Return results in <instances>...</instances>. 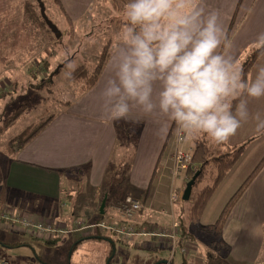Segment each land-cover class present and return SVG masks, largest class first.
<instances>
[{
    "label": "crops",
    "instance_id": "0c3cea01",
    "mask_svg": "<svg viewBox=\"0 0 264 264\" xmlns=\"http://www.w3.org/2000/svg\"><path fill=\"white\" fill-rule=\"evenodd\" d=\"M29 2L37 10L35 5L38 2L36 3L35 0H0V89L5 90L6 87L10 88L18 82L19 78L30 76L33 71H37L40 68L38 76L42 75L43 81L38 84L37 88L38 90H43V88L53 83L54 76L51 73L54 72L52 71L54 70L56 73L59 71V68L54 66L55 62L59 64L57 61L58 52L57 50L51 51L52 47H56L59 38L55 36L56 38L52 40L51 35H53V32L51 30L49 32L40 21L37 20L33 23L31 19L25 17V4ZM61 2L63 1L61 0ZM206 2L210 8L217 9L221 13L230 37L234 38L233 52L243 65L245 60L256 51L252 47V44L257 34L264 32V0H206ZM37 7L39 10V4H37ZM69 19L71 22L73 21L72 17H69ZM59 29L65 34L66 31L64 29L60 27ZM109 59L97 83L92 88L79 94L75 103H66L68 104L66 110L65 105L64 108L53 114L54 118L47 127L27 146L17 150L18 155L15 156V152L9 156L8 162L3 160L5 163L3 168L5 169L1 168L2 171L0 169V178L2 183L5 184L7 195L3 199L0 197L2 202L0 213L11 212L13 210L35 220L51 222L58 227L66 228L67 232L65 233L89 231L88 234H91L95 229H102L93 227L92 225L102 221L98 220L99 213L101 212L100 207L106 198V217L110 221L121 222L117 206L112 208V206L109 207L107 205L110 201V193L105 191L100 185L102 180L106 179L104 175L105 168L108 166L111 155L117 145L119 131L121 130V120L122 124L125 123L127 125H141L143 122L142 125L146 128L147 122L140 120L147 116L155 120L158 131L160 124L166 118L158 113H145L139 108L132 109L127 119L118 121L110 120L103 115L98 96L103 82L109 74ZM262 65H264V55H260L255 61L249 74L254 76L258 67ZM11 76L14 78V82L10 80L9 77ZM5 78L8 79L5 80ZM4 93L0 92V94ZM248 99L253 118L224 145H244L245 149L238 161L217 186L200 222L204 219L209 209H211L212 203L213 208L219 203L215 211L216 217L214 220L218 218L228 200L264 157V137H262V133L256 131L257 121L254 119L257 113L264 118V98L259 100ZM167 124L169 127L167 136L159 137L161 144L165 141L161 155L168 147L167 142L171 141L170 147L167 150L168 152L173 148L175 141V122L167 120ZM191 143V140L184 142L183 148L186 151L192 152L195 146L192 147ZM137 147L138 143L135 146L136 150ZM159 149L160 147L157 148L158 151ZM256 156L257 160H254ZM248 160H253V163L246 169L244 167L247 166ZM243 161L246 163L243 164ZM87 165L90 166L89 168H92V172L87 184L91 192L83 196L88 198V201L84 203L87 206V210L85 211V207L80 208L81 202H74L69 207L66 204L65 198H70V202L74 199L75 194H77L75 182H77V178H81L77 175L75 169ZM242 166H244V169L241 168ZM124 173L127 174L126 170ZM187 178L188 176L183 175L180 183L182 184L183 182V185H187ZM64 180L69 186L66 191L63 189ZM171 187L172 184L170 186V193ZM127 190L129 191L124 196L131 195L140 200L145 206L136 218L138 225L155 223L167 226L171 222L169 216L161 212L162 209L171 207L169 192L166 195L167 201L159 203L160 206L162 204L164 207L156 206L159 204H155L153 201L151 204L156 206V209H153V206H146V196L143 199H141V196H137V191L140 190L137 185L130 184ZM163 196L161 195L162 198ZM113 198H115V195ZM167 205L168 207H166ZM97 208L98 210L96 211ZM179 215L180 213H178ZM180 216L183 217V215ZM78 221H82L85 226L88 225L89 227L76 229ZM208 221L201 224L215 222L212 219ZM73 224L75 228L69 229L68 225ZM0 228L19 234H27L17 224L9 221L0 220ZM186 229V234L182 235L188 239V247L190 249L191 245L196 246L194 239L196 234L192 233L187 226ZM84 235H87L86 232ZM55 236L49 237L48 240ZM134 237L147 238L146 241L136 242L143 247H167L171 250L170 241L165 238L141 235ZM222 237L226 243V254L232 253L233 247L236 246L235 242L247 243V247L251 244L256 248L257 246L260 248L264 246V166L235 204L223 228ZM253 237L256 238L255 243L251 241ZM45 239L47 240V238ZM180 253L183 255L182 264H187L190 261V257L188 258V254L184 255L181 251ZM175 255L171 264H176L174 262ZM170 257L167 260H163L164 264L168 262ZM5 260L8 259L6 258ZM9 263L19 264L17 261H13L12 263L9 261Z\"/></svg>",
    "mask_w": 264,
    "mask_h": 264
},
{
    "label": "rangeland",
    "instance_id": "374dc122",
    "mask_svg": "<svg viewBox=\"0 0 264 264\" xmlns=\"http://www.w3.org/2000/svg\"><path fill=\"white\" fill-rule=\"evenodd\" d=\"M62 1L61 5L57 0H43L47 16L58 27L66 31L57 40L56 47L51 48L53 52L57 50V61L59 63H54V66L59 68V71L57 73L54 70L52 71L54 72L51 73L54 76L53 83L43 88V90H38V84L43 81V76H38L39 68V70L33 71L30 76L19 78L18 85L15 83L10 88L6 87L5 90L0 89V92H5L4 94H0V169L5 166L3 160L8 162L9 156L12 155L8 148L10 140L19 135L29 124L47 120L49 116L57 113L65 105L66 110L68 108V104L66 103H75L78 95L83 93L81 92L82 84L69 81L64 76L66 68L63 58L65 54L70 50L78 67L87 66L90 69H94L103 51L106 50L110 54L114 37L124 24V6H119L114 0ZM35 2L37 3V0ZM37 4L35 6L38 10ZM39 11L40 9L37 12L40 13ZM69 17L73 18L72 22ZM37 20V18H31L33 23ZM49 32L51 31L49 30ZM52 34L53 40L56 37L54 33ZM49 56L51 55L49 54ZM9 78L12 82L15 81L12 76ZM140 121L147 122L146 128L142 125L143 122L141 125H127L125 123L122 124L121 120V130L119 131L117 145L111 155L108 166L105 168L104 175L106 179L102 180L100 184L105 191L110 193V201L107 203L109 207L115 208L127 197H133L131 195L124 196L129 191L127 188L130 187V184H135L139 187L140 190L137 191V196H141V199L146 196V206H153V209H156V206H160V202L167 201L166 195L168 192L170 193L171 184V191L175 187L183 192L186 187V184L180 183L183 175L188 176L186 171L181 170L177 176L172 175L174 173L171 162L173 149L167 152L171 141L167 142L168 147L161 155L165 141L161 144L155 120L145 116ZM262 137H264L263 134ZM209 140L212 144H215L210 138ZM191 142L192 147H194L195 139H192ZM137 143L138 147L136 150L135 146ZM159 147L158 151L157 148ZM15 152V156L18 155L17 151ZM255 159L257 160V156ZM252 161L248 160L247 166L244 165L246 167L242 166L241 168H249L251 163H253ZM244 163L246 162L243 161ZM89 167L87 165L75 169V172L81 178H77V182H75L77 194H75L74 199L70 202V198H65L66 204L69 207L77 201L81 202V209L87 207L84 203L88 201V198L83 196L91 192L87 185L88 178L92 172V168ZM125 170L127 174L124 173ZM208 183L204 181L200 188ZM68 188L69 186L64 180L63 189L66 191ZM6 195L5 184L2 183L0 178V197L3 199L6 198ZM114 195L115 198H113ZM161 195H164L163 198ZM182 199L181 197L177 202L172 204L170 202L171 207L165 210H172L177 218H179L178 213L182 214L187 228L196 234L194 237L196 246L191 245L190 249L187 247V252H182L184 255L188 254V258L190 257V261L187 264H207V251L210 248L215 250L213 248L214 245L210 243L212 236L201 231L198 228L199 224L190 222L189 212L192 201H184ZM153 201L159 205H152ZM218 205L219 203L213 208L212 203L211 209H209L200 223H207L210 219L216 221L214 219ZM160 207L164 206L161 204ZM138 214L134 218L135 222ZM118 215L120 216L119 211ZM85 216L83 217L86 218ZM103 219L113 222L108 220L106 215ZM138 226L140 227L141 225ZM68 227L69 229L75 228L74 224L68 225ZM97 230L95 229L92 232H97ZM85 232L87 235H90L88 234L89 231L65 233L58 237L56 241L50 243L42 236L34 237V235L29 233L19 234L0 228V259L7 258L11 263L17 261L19 264H156L159 261L167 260L170 254H172V247L170 250L167 247L152 248L137 244L136 242L138 241L147 240V238L143 239L140 237H133L129 240L123 236L116 235L118 239L115 237L116 241L114 243L111 240L100 238H88L80 242ZM180 233L181 237L175 252L174 262L176 264H182L183 261V255L180 253L182 240L188 242V239L182 235V228ZM255 239L253 237L251 241L255 243ZM17 242H26L27 244L21 246L12 245ZM235 243L236 246L233 247L232 253L226 254V247L222 250L221 257L225 264H264V246L261 248L257 246L256 248L253 244L247 247V243ZM170 244L172 245L171 242ZM255 248L256 250L254 251Z\"/></svg>",
    "mask_w": 264,
    "mask_h": 264
},
{
    "label": "clouds",
    "instance_id": "9594fccd",
    "mask_svg": "<svg viewBox=\"0 0 264 264\" xmlns=\"http://www.w3.org/2000/svg\"><path fill=\"white\" fill-rule=\"evenodd\" d=\"M233 41L206 0H127L99 91L103 115L118 121L139 108L166 118L161 137L171 120L185 142L200 134L228 142L253 118L248 98H264V65L246 75ZM252 47L264 55V32ZM63 60L71 79L78 65L70 50ZM254 119L264 134V118Z\"/></svg>",
    "mask_w": 264,
    "mask_h": 264
},
{
    "label": "trees",
    "instance_id": "16d2710c",
    "mask_svg": "<svg viewBox=\"0 0 264 264\" xmlns=\"http://www.w3.org/2000/svg\"><path fill=\"white\" fill-rule=\"evenodd\" d=\"M114 1L119 6H124L127 2V0ZM57 2L61 4L60 0H57ZM25 17L28 19L37 18L38 21H40V23L45 28L50 30L40 13L35 10L34 5L30 2L25 4ZM260 55L261 54L256 50L249 58L245 60L242 66L246 75L249 74L251 67ZM109 57V53H107L106 50L103 51L100 55L99 62L94 69L91 70L87 66H80L76 69L72 78L68 80L72 82H79L80 84H82L83 87L81 88V92L89 90L97 83L105 65L107 64ZM53 118L54 115H51L48 117L47 120H44L40 123L34 122L29 124L19 135L15 136L12 140L9 141L8 148L10 149V153L14 154L15 151L23 149L25 146H27L37 135H39L47 127V125L51 122ZM194 139L195 147L192 152L193 166L186 170V173L188 175L187 183L191 180L194 174H196L197 172H199V174L195 180V183L193 184L192 193L190 199L188 200L192 201V206L189 212V220L190 222L199 224L198 228L201 231L212 236V241L210 243L214 245L213 248L215 250L210 249L207 251V264H225L221 257L223 253L222 250H224V248L226 247V243L222 237L223 228L235 204L240 199V197L242 196L250 182L253 180V178L264 166V157L257 165L255 170L248 176V178L243 182V184L238 188V190L232 195V197L226 203L216 221L211 224H201L200 220L205 209L207 208L209 200L214 194L217 186L220 184V182L227 175L228 171L233 167V165L238 161V159L242 155L245 146H224L226 145L225 143L212 144L206 134H200ZM204 181L209 183L200 188L201 184ZM1 208L2 202L0 200V211ZM180 215L179 219L183 223L182 234H186L187 229L184 222L185 220ZM104 217L105 208L104 213H99L98 220H101ZM116 235L117 234L114 231L98 229L97 232H92L90 235H83L80 239V242L88 238H100L111 240L114 243L116 241L115 237L117 238ZM58 237L60 236H55L54 238H51L49 240L47 238V242L52 243L56 241ZM26 244L27 243L24 242H17L13 243L12 245L21 246Z\"/></svg>",
    "mask_w": 264,
    "mask_h": 264
},
{
    "label": "built area",
    "instance_id": "2783aa9c",
    "mask_svg": "<svg viewBox=\"0 0 264 264\" xmlns=\"http://www.w3.org/2000/svg\"><path fill=\"white\" fill-rule=\"evenodd\" d=\"M175 141L173 145L172 152V162H173V176H177L181 170L184 172L193 166V156L192 152L186 151L183 148L184 140L181 138V134L178 132L177 126L175 124ZM183 192L177 188H173L170 195L171 204L177 202L182 197ZM120 213L121 222H109L102 220L97 224H93V227L102 228L108 231H114L117 235L123 236L126 239H130L137 235H150L152 237L165 238L169 240L172 245V254L168 263L174 258L175 252L177 250L179 240L181 237L180 230L183 228V223L179 218L175 216L172 210L167 211L162 209L163 214H168L171 218V223L167 226H163L155 223L142 224L140 227L134 221L135 216L142 211L145 206L144 204L133 197H127L122 203L117 206ZM0 220L9 221L15 223L24 232H27L34 236H42L44 238H49L55 235L63 234L67 232L66 228H61L56 226L51 222L38 221L29 216L22 215L17 211L11 212H1ZM89 227L84 225L82 221H78L77 228ZM188 242L182 240L181 252H187ZM0 264H10L8 260L0 259Z\"/></svg>",
    "mask_w": 264,
    "mask_h": 264
},
{
    "label": "water",
    "instance_id": "95a60500",
    "mask_svg": "<svg viewBox=\"0 0 264 264\" xmlns=\"http://www.w3.org/2000/svg\"><path fill=\"white\" fill-rule=\"evenodd\" d=\"M37 2L39 4L40 13L42 15V18L46 22L47 26L49 27V29L54 33V35L57 38H60L63 33L59 29V27L47 16L46 8H45V4H44L43 0H37ZM198 174H199V172L194 174V176L191 178V180L187 183V185L183 191V196H182L183 200L187 201L190 199V196L192 193V187H193V184L195 183V180H196ZM105 205H106V198L103 200L101 207H100V210L102 213L104 212ZM162 263H164V261H159L156 264H162Z\"/></svg>",
    "mask_w": 264,
    "mask_h": 264
}]
</instances>
